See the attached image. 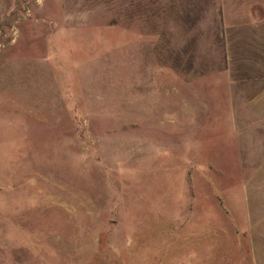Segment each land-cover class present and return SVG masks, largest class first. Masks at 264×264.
<instances>
[{"label": "rangeland", "instance_id": "1", "mask_svg": "<svg viewBox=\"0 0 264 264\" xmlns=\"http://www.w3.org/2000/svg\"><path fill=\"white\" fill-rule=\"evenodd\" d=\"M0 264H264V0H0Z\"/></svg>", "mask_w": 264, "mask_h": 264}]
</instances>
